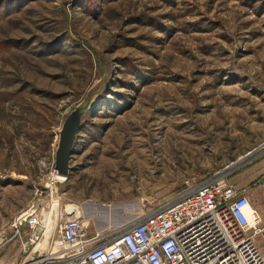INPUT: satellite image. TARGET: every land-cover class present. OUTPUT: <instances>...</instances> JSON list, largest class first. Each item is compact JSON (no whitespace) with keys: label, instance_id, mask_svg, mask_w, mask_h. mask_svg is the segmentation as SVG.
<instances>
[{"label":"rangeland","instance_id":"obj_1","mask_svg":"<svg viewBox=\"0 0 264 264\" xmlns=\"http://www.w3.org/2000/svg\"><path fill=\"white\" fill-rule=\"evenodd\" d=\"M263 145L264 0H0V232L37 199L44 214L80 207L91 236L172 204L187 181L250 200ZM45 247L20 264H44Z\"/></svg>","mask_w":264,"mask_h":264},{"label":"built area","instance_id":"obj_2","mask_svg":"<svg viewBox=\"0 0 264 264\" xmlns=\"http://www.w3.org/2000/svg\"><path fill=\"white\" fill-rule=\"evenodd\" d=\"M185 186L175 202L137 218L116 236L89 235L82 216L63 209L43 263L264 264L255 242L264 241V226L245 194L215 178ZM42 214L43 208L30 206L13 218L0 232V253L15 241L24 251L34 249L44 229Z\"/></svg>","mask_w":264,"mask_h":264},{"label":"crops","instance_id":"obj_3","mask_svg":"<svg viewBox=\"0 0 264 264\" xmlns=\"http://www.w3.org/2000/svg\"><path fill=\"white\" fill-rule=\"evenodd\" d=\"M263 174H264V163H260L253 168V180L254 178L262 177ZM249 201L251 206L258 212L261 219V224L264 226V178H261L260 181H257L256 187L250 190ZM53 203H54L53 205L56 204L55 201ZM30 206H34L35 208H37L38 211H40V208H45L46 205H44V202L40 201V199H37L36 201H32L27 208H29ZM63 209L64 208L62 209L59 208L58 213L60 214L63 211ZM39 218L44 219V223H45V217L43 214L39 215ZM40 232L42 235L40 236L39 242L35 247L36 249H34L33 251L34 252L38 251L37 247L40 243H42L43 245L45 244L46 246L45 247L46 248L45 254H46L50 249L51 242L57 237L58 232L56 231L55 234L50 237H48L47 234H45V228L40 229ZM26 238H27V232L25 231L23 233V240H25ZM258 248L262 251V253L264 252V248L259 246ZM5 252L11 254V257L8 259V261H6V259H3L4 258L3 254ZM23 252L24 251L21 242L19 241L13 242L12 244L8 245V247L4 248L0 253V264H8V263L20 264L23 259V255H22Z\"/></svg>","mask_w":264,"mask_h":264},{"label":"water","instance_id":"obj_4","mask_svg":"<svg viewBox=\"0 0 264 264\" xmlns=\"http://www.w3.org/2000/svg\"><path fill=\"white\" fill-rule=\"evenodd\" d=\"M78 128L79 121L75 115H72L64 123L59 133L54 161V170L59 176L67 177L69 174V160Z\"/></svg>","mask_w":264,"mask_h":264},{"label":"bare ground","instance_id":"obj_5","mask_svg":"<svg viewBox=\"0 0 264 264\" xmlns=\"http://www.w3.org/2000/svg\"><path fill=\"white\" fill-rule=\"evenodd\" d=\"M63 178H64L63 176H59L57 174L55 179L62 181ZM58 207L59 206H58V204L56 202V204L52 205V207L50 208V211H49L50 213L48 212V213L44 214V211H43V215L45 217V223H44L45 234H47L48 237L53 236L55 234V232L57 231V225H58V219H59V213H58L59 208ZM73 212L75 214H77V213L80 214L82 216L83 222L86 223L85 220H84V216H83V210L80 207L68 206L67 210H66V213L70 214V213H73ZM97 236L100 237L99 235H97ZM42 245L43 244L40 243L38 245L37 249L39 250L42 247ZM43 248H44V245H43ZM34 249H36V248H34ZM44 252H45V250H44Z\"/></svg>","mask_w":264,"mask_h":264}]
</instances>
